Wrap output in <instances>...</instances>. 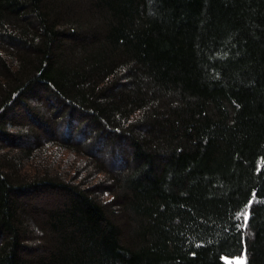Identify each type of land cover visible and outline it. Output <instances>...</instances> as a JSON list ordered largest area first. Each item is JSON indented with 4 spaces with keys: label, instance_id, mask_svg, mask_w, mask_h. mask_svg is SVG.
<instances>
[{
    "label": "trees",
    "instance_id": "trees-1",
    "mask_svg": "<svg viewBox=\"0 0 264 264\" xmlns=\"http://www.w3.org/2000/svg\"><path fill=\"white\" fill-rule=\"evenodd\" d=\"M245 250L264 264V0H0V264Z\"/></svg>",
    "mask_w": 264,
    "mask_h": 264
},
{
    "label": "snow or ice",
    "instance_id": "snow-or-ice-1",
    "mask_svg": "<svg viewBox=\"0 0 264 264\" xmlns=\"http://www.w3.org/2000/svg\"><path fill=\"white\" fill-rule=\"evenodd\" d=\"M253 199H255V194L253 195ZM252 201L250 200L247 207H251ZM243 216V227H247L248 221H249V213L247 210L243 211L242 213L237 215V218L239 219L240 216ZM229 264H248L247 256L242 255L240 257H236L234 262H229Z\"/></svg>",
    "mask_w": 264,
    "mask_h": 264
},
{
    "label": "rangeland",
    "instance_id": "rangeland-1",
    "mask_svg": "<svg viewBox=\"0 0 264 264\" xmlns=\"http://www.w3.org/2000/svg\"><path fill=\"white\" fill-rule=\"evenodd\" d=\"M46 113H48V111L46 110ZM24 129H27V130H31L32 128H30V127H28V126H26ZM34 130L35 131H38V132H41L40 131V128H38V127H34ZM36 161H38V160H36ZM35 161V162H36ZM41 163H44V162H41ZM56 163H57V161H56ZM59 164V163H58ZM57 164V165H58ZM29 165V164H28ZM45 165H46V167L48 168L49 166H48V163H45ZM59 166V165H58ZM66 166H65V164H62V166H61V169L59 170L58 168V170L59 171H61V170H64V168H65ZM32 168V167H31ZM48 169H52V168H48ZM56 169V168H55ZM61 173V172H60ZM247 211H248V213H249V210L247 209ZM246 254V256H247V252H246V250L245 251H243L240 255H237V256H234V257H224V260H225V262L227 263V264H229V262H234L235 261V258L236 257H240V256H242V255H245Z\"/></svg>",
    "mask_w": 264,
    "mask_h": 264
}]
</instances>
